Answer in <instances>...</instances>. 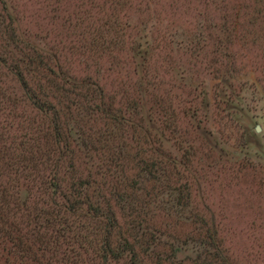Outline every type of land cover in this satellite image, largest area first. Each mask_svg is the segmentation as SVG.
<instances>
[{
	"label": "rangeland",
	"instance_id": "obj_1",
	"mask_svg": "<svg viewBox=\"0 0 264 264\" xmlns=\"http://www.w3.org/2000/svg\"><path fill=\"white\" fill-rule=\"evenodd\" d=\"M6 1L22 37L69 76L98 83L115 113L129 112L134 99L146 102L151 143L138 137L140 128L123 136L113 112L98 114L96 125L115 126V143L130 145V154L164 157L171 172L164 184L190 192L191 207L178 215L163 209L174 204L166 188L159 192L163 208L150 217L164 241L208 226L231 264H264V0ZM61 245V254L71 248L64 238ZM3 247L0 264H10V244ZM191 247L186 256L194 259Z\"/></svg>",
	"mask_w": 264,
	"mask_h": 264
},
{
	"label": "trees",
	"instance_id": "obj_2",
	"mask_svg": "<svg viewBox=\"0 0 264 264\" xmlns=\"http://www.w3.org/2000/svg\"><path fill=\"white\" fill-rule=\"evenodd\" d=\"M17 23L7 1L0 0V248L10 244L7 254L13 258L6 261L231 264L208 226L164 241L150 217L163 208L157 205L161 189L174 203L163 209L175 215L191 207L190 192L175 182L164 184L171 173L164 157L130 154V145L115 143V126L100 131L96 125L103 121L98 114L113 112L123 136L124 129L128 136L140 128L138 137L150 140L155 122L142 97L134 99L128 115L122 109L115 113L98 83L69 76L59 59L22 37ZM134 50L147 59L143 46ZM223 102L229 112L234 109L229 99ZM151 181L157 183L152 190ZM61 238L71 247L64 254ZM191 245L194 259L186 256Z\"/></svg>",
	"mask_w": 264,
	"mask_h": 264
},
{
	"label": "water",
	"instance_id": "obj_3",
	"mask_svg": "<svg viewBox=\"0 0 264 264\" xmlns=\"http://www.w3.org/2000/svg\"><path fill=\"white\" fill-rule=\"evenodd\" d=\"M257 131H258V132H260V131H261V129H260V127H259V126H257Z\"/></svg>",
	"mask_w": 264,
	"mask_h": 264
}]
</instances>
